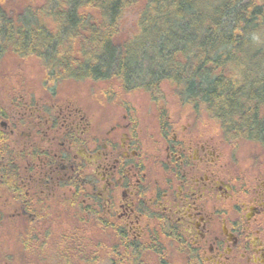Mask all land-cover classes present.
<instances>
[{"label": "flooded vegetation", "instance_id": "af4514ba", "mask_svg": "<svg viewBox=\"0 0 264 264\" xmlns=\"http://www.w3.org/2000/svg\"><path fill=\"white\" fill-rule=\"evenodd\" d=\"M43 83L39 96L0 84V232L20 220L35 240L50 229L33 224L66 208L112 250L106 264H149L166 241L186 264H264V167L233 170L198 120L159 110L149 133L133 109L102 113Z\"/></svg>", "mask_w": 264, "mask_h": 264}, {"label": "trees", "instance_id": "16d2710c", "mask_svg": "<svg viewBox=\"0 0 264 264\" xmlns=\"http://www.w3.org/2000/svg\"><path fill=\"white\" fill-rule=\"evenodd\" d=\"M0 0V58H41L51 82L94 80L143 89L170 83L226 135L264 143V0Z\"/></svg>", "mask_w": 264, "mask_h": 264}, {"label": "rangeland", "instance_id": "374dc122", "mask_svg": "<svg viewBox=\"0 0 264 264\" xmlns=\"http://www.w3.org/2000/svg\"><path fill=\"white\" fill-rule=\"evenodd\" d=\"M145 1L131 0L121 23L123 35L135 32L138 13ZM4 56L1 74L5 72V77L0 80V84L5 90L20 82L26 89L33 84L37 96L50 92V87L43 83L48 82V71L41 58L36 56L19 58L13 53ZM11 70L20 74H14L13 79H8L6 74ZM57 82L54 91L60 97L79 101L93 100L94 103H100L102 113L118 114L124 111L125 107L133 109V112L137 111L149 133L154 129L159 110L173 118L198 120L199 129L203 133L224 141L228 162L233 170L254 171L260 166L264 167V143L243 136H226L220 122L211 118L203 107L198 111L191 103L180 100L170 83L164 82L160 87L159 98L152 99L149 92L143 89L126 90L116 80L68 79ZM70 211L71 209L66 208L56 210L52 216L42 218L39 223L33 224L38 228L48 227L50 230L47 233L41 231L39 237L28 241L29 243L24 240L25 236H30L25 234V223L18 220L16 225L21 228L16 230L14 228L16 225L12 221H2L1 225L5 226L6 231L0 232V264H106L112 250L109 248L104 250L102 246L105 245L98 241L95 230L89 228V224ZM97 254L105 259L98 262ZM144 257L153 264H186L180 259L173 244L168 241L165 242L162 258L151 249ZM121 264L132 263L126 260Z\"/></svg>", "mask_w": 264, "mask_h": 264}]
</instances>
